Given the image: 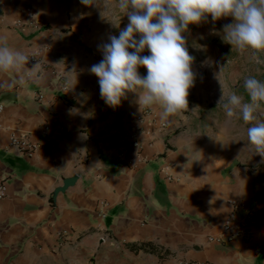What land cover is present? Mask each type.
I'll return each mask as SVG.
<instances>
[{"label":"crops","instance_id":"obj_1","mask_svg":"<svg viewBox=\"0 0 264 264\" xmlns=\"http://www.w3.org/2000/svg\"><path fill=\"white\" fill-rule=\"evenodd\" d=\"M104 1L0 0V44L29 57L23 71H0V264H264V184L158 106L139 149L127 142L118 161L120 134L144 107L132 92L115 108L98 97L89 68L120 26L107 24ZM13 136L39 148L20 156ZM233 201L255 212L252 240L211 241Z\"/></svg>","mask_w":264,"mask_h":264},{"label":"clouds","instance_id":"obj_2","mask_svg":"<svg viewBox=\"0 0 264 264\" xmlns=\"http://www.w3.org/2000/svg\"><path fill=\"white\" fill-rule=\"evenodd\" d=\"M80 3L90 6L95 0ZM116 6L127 15L128 23L118 35L108 37L102 46V59L89 68L97 78L100 97L109 107H118L126 93L132 92L139 107L158 105L161 120L187 109L195 73L191 67L194 58L185 47L182 33L188 31V25H198L209 17L215 22L230 16L233 22L222 26V41L239 54L252 53L255 64H264L258 55L264 52V0H117ZM145 49L148 55H142ZM28 58L0 44V71H23ZM40 67L37 62L27 72V79H35ZM141 67L146 69L143 77L138 74ZM258 75L249 74L243 79L248 102L231 92L222 107L229 119L238 110L249 141L264 147V119L257 114L264 103V81ZM66 84L69 90L75 85L70 81Z\"/></svg>","mask_w":264,"mask_h":264},{"label":"rangeland","instance_id":"obj_3","mask_svg":"<svg viewBox=\"0 0 264 264\" xmlns=\"http://www.w3.org/2000/svg\"><path fill=\"white\" fill-rule=\"evenodd\" d=\"M116 3L117 0L104 1V6L112 13L106 16L107 24H120L119 29L110 27L112 35H118L120 27H125L128 23L127 15L120 12ZM232 22L230 16L215 22L209 17L198 25H188V31L182 33L185 47L194 58L191 67L195 73V81L194 86L188 90L187 109L168 118L179 121V130L186 131L192 139L196 138L198 146L213 147L219 153L220 160L226 161L228 156L231 162L229 170L238 168L242 172L246 171L252 178L253 186L261 185L264 184V156L258 152L264 154V147L249 141L246 125L240 120L238 110L229 119L222 107L227 102V94L231 92L241 95L243 102L249 101L243 88L245 76L256 75L258 72L257 78L264 81V64H255L252 53L239 54L222 41V26ZM213 31L218 34H212ZM148 54L147 49L142 53ZM258 55L264 59V52ZM138 70H143L144 76L146 75L143 67ZM220 97L222 99L218 103ZM257 114L259 119H264V103L259 105Z\"/></svg>","mask_w":264,"mask_h":264},{"label":"built area","instance_id":"obj_4","mask_svg":"<svg viewBox=\"0 0 264 264\" xmlns=\"http://www.w3.org/2000/svg\"><path fill=\"white\" fill-rule=\"evenodd\" d=\"M41 97L38 96V100ZM3 111V107L0 104V115ZM154 117L149 107H144L140 112L134 113L129 118V131L126 135L121 136V151L117 157L118 161H122L124 152L126 150L127 142H130L132 147L136 150L139 149L138 135L146 133L144 129L145 122H153ZM47 130V129H45ZM10 148L20 156H30L38 148L39 144L31 142L24 136H13L10 140ZM5 184L0 180V201L4 199ZM256 224V215L252 208H249L245 204L233 201L231 202V213L228 219L222 225L221 232L211 241L217 243H227L234 240L241 242H249L254 236V226ZM180 264H198L196 262H182Z\"/></svg>","mask_w":264,"mask_h":264},{"label":"water","instance_id":"obj_5","mask_svg":"<svg viewBox=\"0 0 264 264\" xmlns=\"http://www.w3.org/2000/svg\"><path fill=\"white\" fill-rule=\"evenodd\" d=\"M98 97L100 98V95H98ZM71 182H72V181H71ZM71 182H67V183L65 184V188L68 187L69 185H71Z\"/></svg>","mask_w":264,"mask_h":264}]
</instances>
